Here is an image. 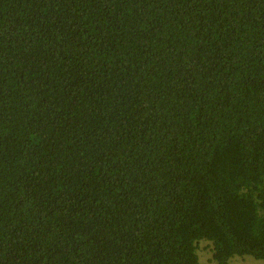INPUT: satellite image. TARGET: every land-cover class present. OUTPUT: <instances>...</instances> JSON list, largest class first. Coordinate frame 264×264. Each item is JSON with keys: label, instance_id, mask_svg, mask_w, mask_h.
<instances>
[{"label": "trees", "instance_id": "trees-1", "mask_svg": "<svg viewBox=\"0 0 264 264\" xmlns=\"http://www.w3.org/2000/svg\"><path fill=\"white\" fill-rule=\"evenodd\" d=\"M202 251L264 264V0H0V264Z\"/></svg>", "mask_w": 264, "mask_h": 264}, {"label": "rangeland", "instance_id": "rangeland-1", "mask_svg": "<svg viewBox=\"0 0 264 264\" xmlns=\"http://www.w3.org/2000/svg\"><path fill=\"white\" fill-rule=\"evenodd\" d=\"M209 258H210L209 253L207 251H202L200 254L199 264H215L214 262L210 263V261H208ZM230 264H262V262L257 261L251 257H243V258L231 259Z\"/></svg>", "mask_w": 264, "mask_h": 264}]
</instances>
